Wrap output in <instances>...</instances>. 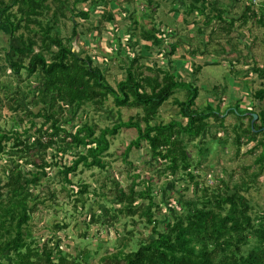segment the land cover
Here are the masks:
<instances>
[{
	"label": "trees",
	"instance_id": "1",
	"mask_svg": "<svg viewBox=\"0 0 264 264\" xmlns=\"http://www.w3.org/2000/svg\"><path fill=\"white\" fill-rule=\"evenodd\" d=\"M112 1L75 0L74 9L83 2L93 4L89 9L78 10L76 15L72 13L69 19L74 24L72 33L64 38L59 24L61 19H68L69 0L0 2V31L9 37L10 45L4 57L5 63L17 82L23 83V73L29 81L37 82L22 95L15 93L9 97V109L13 112L24 110L23 99H31L28 105L39 110L34 113L26 108V116L44 120L34 134L31 130L37 127L36 123L32 121L29 128H23L22 118H15L9 130L0 126V158L17 157L12 161L14 166L4 168L5 179L0 176V264L90 263L91 254H75V248L73 252L64 251L62 241L65 240L68 225L55 223L49 236L44 237L35 234L31 221L46 202L39 189L43 180L50 179L48 169L59 167L61 163L59 174L63 177L65 189L67 185L74 193L73 176L80 167L106 170L104 158L111 147L110 138L116 137L123 129L137 131L136 139L126 149V158L133 148L141 149L143 143H147L152 156L165 166L163 175L169 177L172 189L166 201L159 204L152 177L131 174L128 186H123L114 176L108 177L102 188V197L111 205L110 210H107L106 216L101 210L86 215L84 223L108 227L119 220V215L139 217L152 227L153 237L143 240L134 251L127 252L129 243H125L115 253L102 256L101 264H264V215H252L253 208L243 193L249 191V184L243 182L235 185L234 189L224 184V191L220 188L211 190L210 187L201 189L199 176L192 172L193 159L188 151L189 145L196 140H200V144L204 142L211 119L224 121L227 112V115H237L240 121L248 118L249 125L240 130L243 136L237 132L241 125L233 126L232 131L235 132L239 150L244 144L243 137H247L245 142L253 143L259 135H263V140L259 142L263 150L257 159L261 164L260 172L253 174L254 180H257L264 170V112L257 114L253 108L241 111L239 105L224 112L220 111L221 108L215 110L210 106L204 111L194 108L199 88L193 82L186 83L182 76L174 75L172 57L177 51L174 46H167L165 32L155 27L156 18L152 14L156 13L159 5L154 0L128 1L144 3L142 17L145 22L140 25L136 17H132L134 29L139 28L142 41L151 42L148 51L152 53L154 47L161 49L160 56L165 55L168 68L145 63L146 56L135 49L138 35L130 33V39L124 46L120 43L117 53L125 58L122 64L125 78L112 86L104 71L94 64V58L75 49V42L80 36L77 18L87 21L93 11L99 10L101 16L106 15V20L112 23L116 16L106 10ZM179 1L182 7H186L184 23L188 16L202 17L206 27L212 22H222L227 25L221 27L225 35L233 32L235 21L231 19L229 10L225 11L216 0H188L189 5L186 0ZM171 2L177 4L176 0ZM177 7L172 12H178ZM245 9L242 16L244 23L248 25L256 20L264 28V16L258 18L253 4H246ZM95 30L99 33V27ZM13 40L18 43L17 46L12 44ZM258 73L260 79H264V69L258 70ZM178 89L186 91V100L175 101L186 123L159 121L161 108ZM110 98L119 109L140 110L138 116L128 121L118 119L111 127L102 129L88 120H81L71 130L63 124L65 114L75 121L89 106L103 109ZM254 99L264 102V87L254 93ZM253 113L259 116L254 130L251 126L253 117L249 115ZM222 126L225 127L224 124ZM73 150L76 152L70 164L62 163L64 155ZM49 151L53 152L50 160L47 157ZM202 151V154L209 152L207 149ZM201 167L203 169V165ZM181 171L187 174L195 186V193H200V196L188 200L183 194L176 196L174 186ZM213 178L215 183V176ZM79 188L75 194H79L76 203L84 206L82 196L88 194L89 186L82 184ZM56 197V192L50 194L51 200L55 201ZM157 212L162 213L161 218H157ZM85 236L81 234L82 239Z\"/></svg>",
	"mask_w": 264,
	"mask_h": 264
},
{
	"label": "rangeland",
	"instance_id": "2",
	"mask_svg": "<svg viewBox=\"0 0 264 264\" xmlns=\"http://www.w3.org/2000/svg\"><path fill=\"white\" fill-rule=\"evenodd\" d=\"M130 1L113 0L108 5L106 8L107 12H111L116 16L115 21L112 23L106 20V15L104 16L105 18L102 17L99 10L93 11L87 21H81V19L77 18V21H79L77 31L80 36L75 42V49L79 52L82 51L83 55L93 57L94 64L104 71L107 80L114 87L126 75L122 69L125 58L117 54L121 48V41L123 43L128 42L126 40L128 38L124 37V33L132 34L135 31L138 35L135 39L137 43L135 49L137 51L143 49L141 44H139L140 41L142 43L139 35L140 31L139 28L134 30L133 19L136 17L138 20L142 17V5L144 3L142 1L135 3ZM176 1V5H173L171 0L155 1L158 2L159 7L156 9L157 17L154 23L155 27L161 28L165 32L166 37L169 38L167 39V46H174L176 53H178L177 57L176 54L172 57L174 75L177 77L182 76L186 83L193 82L199 88V97L194 108L204 111L208 106L215 110L220 107L222 112L227 106L224 105L222 109L221 100L231 101L234 99L235 103L239 102L238 105L240 106L243 103L245 104L240 96H247L249 98L247 100L249 103L248 109L253 108V112L257 114L261 111L264 112V103L254 99V93L259 88L264 87V79H260V74L258 73V70L264 69V28L260 27L256 20H253L251 24L247 25L249 26L247 30L251 36H248V34L246 36L242 35L243 33L240 32H235L234 35H225L221 27H226L227 25L222 22H212L209 27H206L203 23L204 18L194 16H188L189 18L186 19L185 23L180 22L176 20L175 15L185 11L186 7H182L179 0ZM233 2L234 0H219L218 3L226 11L228 4ZM263 2V0H245L247 5L253 4V9L258 13V18L264 16ZM74 3L75 0H69L66 11L68 19H61L59 24L62 28L61 35L63 38L70 36L72 33L74 24L69 20L72 17V13L76 15L78 10L89 9L93 4L92 2H83L78 4L77 9H74ZM185 3L189 5L190 1L186 0ZM178 5L179 7H177ZM174 7L178 8V12H172ZM233 12L234 10L230 14H233ZM226 14H229V12ZM96 27H99V33L95 30ZM119 27L122 29L121 31H119ZM212 32L217 33L214 35ZM236 33L239 35L235 36ZM12 44L18 45L15 40L12 41ZM237 44H239L237 48L241 50V58H239L240 55L232 51ZM9 47V37L0 32V126L5 130H9L15 118H22L24 119L23 128H29L32 121L36 123L37 127L31 130L34 134L37 133L36 129L42 127L44 120L27 117L25 109L27 108L37 113L39 108H33L28 105L31 99H23L24 110L19 109L18 112H13L9 109L8 98L15 93H21L22 95L28 87L37 85V82L29 81L25 73H23V83L17 82L5 63L4 57ZM153 49L150 56L146 55L148 58L146 57L144 62L149 65L157 64L161 68L167 69L165 55L160 56L161 49L157 47ZM237 60L250 65L251 69L243 68L238 70L239 68L235 65L233 66V63L238 62ZM236 70L239 71L238 74ZM252 70L254 71V76L248 84L249 81L244 79V74H249ZM235 79H241L244 82L239 87H243L241 90L243 92L242 95L240 92L239 94L232 93L233 90L230 86ZM219 86L224 89L221 93ZM244 90L248 94L244 95ZM176 99L186 100V91L178 89L174 97L163 105L159 121L169 123L176 120L183 124L186 123V120L180 116V109L175 103ZM84 111L79 114L75 121L70 115L65 114L63 116V124L71 130L73 125H78L81 120H88L96 124L99 129H102L111 127L118 119L128 121L132 117H137L140 112V110L133 108H117L114 105L113 98H110L101 110H97L94 106H89ZM227 113L225 118H227ZM243 120L244 122L240 121L237 115L233 114L230 120L225 122L226 127L222 128L225 134L222 133L221 136H218L220 132L218 122L213 119L210 120L211 125L203 137L204 142L202 141V144H200V140H196L195 143L188 147L189 154L193 159L192 172H196L199 176L198 182L201 189L210 187L211 190L220 188V190L224 191V184L234 189L235 185H240L243 182L248 183L250 189L248 192L243 193L253 208L252 215H264V170L260 173L261 175L257 180H254L253 177V174L260 172L261 164L257 162V159L263 150V147L259 144L263 140V135H259L257 141L253 143L245 142L247 137H243L245 139L244 144L240 146L239 150V146L235 142L236 135L232 129L233 126L241 125L240 128L238 127L237 132L243 136L240 130L249 125V119ZM258 124L260 125L259 121ZM136 137V130L123 129L116 137L110 138L111 147L104 158L105 162H107L106 170L80 167L78 173L73 176L74 193L69 190L67 185V189H65L62 181L63 177L59 174L61 163H59V167L48 169L50 179L43 180V186L39 189L46 202L45 205L39 207L31 221V224L35 227V234L47 237L55 223L68 225L69 229L65 233V240L64 242L62 241L64 251L73 252L75 248V254L83 255L84 252H89L92 256L89 264H101L100 256H104L107 253H115L127 242L129 243V248L126 249L128 252L136 250L143 240L152 238V227L147 226L145 221L139 217L119 215V220L113 226L108 227L94 226L91 223L88 224L89 222L84 223V216L98 213L100 210L106 216L105 213L110 210L111 205L102 197V188L109 176H114L123 186L130 184L131 174L141 173L144 176L152 177L154 179L153 189L156 200L159 204L166 201L169 191L172 189V184L168 181L169 177L163 175L165 166L152 156L147 143L144 142L141 149L133 148L128 158L125 156L128 145ZM206 149L209 152L202 154V150L205 151ZM75 152L76 150H73L70 154L64 155L62 163L70 164ZM51 155L53 156V152L49 151L47 154L48 160H50ZM13 157L3 156L0 158V176L3 180L5 179L4 168L14 166L12 161L17 157ZM210 172L216 178L213 185L211 181L206 180L207 173ZM177 178L178 183L174 186L176 196L181 197L180 194H183L187 200L200 196V193H195V186L189 180L187 174L181 171ZM82 184L89 186L88 194L82 196L85 201L84 206L81 203H76L79 194L75 195ZM162 186L164 187L162 188ZM52 192H56L55 201L50 199ZM161 215L162 213L157 212V218H161ZM81 234H86L84 239L81 238ZM71 242L75 243H73L75 247Z\"/></svg>",
	"mask_w": 264,
	"mask_h": 264
},
{
	"label": "crops",
	"instance_id": "3",
	"mask_svg": "<svg viewBox=\"0 0 264 264\" xmlns=\"http://www.w3.org/2000/svg\"><path fill=\"white\" fill-rule=\"evenodd\" d=\"M2 0H0V2H1ZM155 1H157V0H154V2ZM217 2H219V0H216ZM247 1V0H246ZM156 4V3H155ZM245 5H246V3H245V0H239L238 1V3H236V0H234V2L233 3H230V4H228V7H227V9L229 10V12L231 13L232 12V10H234V12H233V14H230V17L235 21V26H236V29H234L233 30V32L230 34V35H234V33L235 32H240V33H243L242 35H245L246 36V34H248V36L250 35L251 36V34H250V32H248V30L247 29H249L248 27L249 26H247L245 23H244V19H243V15H244V11L246 10L245 9ZM155 9L153 8V11H154ZM155 12H156V10H155ZM239 12V13H238ZM180 14H177V15H175L176 16V20H179L180 22H184V18H186V16H185V12L183 11V12H179ZM152 17L153 18H156L157 16H156V13H153L152 14ZM138 21H139V23H140V25H143L144 24V22H145V20H144V18L143 17H141V18H139L138 19ZM249 24V23H248ZM120 28V27H119ZM141 29V28H140ZM211 29H213V28H211ZM122 29L120 28V30L119 31H121ZM135 30V29H134ZM1 32V31H0ZM134 33H136L135 31H134ZM141 33V32H140ZM130 33H124V37L125 38H128L130 35H129ZM239 34H235V36H238ZM130 38H128V39H126V40H129ZM143 43V44H142ZM142 43H141V41L139 42V44H141V46L143 47V49H140V50H138V51H141L145 56L146 55H151V52L150 51H148L149 50V47L150 46H152V44H151V42H143L142 41ZM239 43V42H238ZM121 44H123V46L126 44V43H123L122 41H121ZM238 45L239 44H237V45H235V47H233L234 48V50H232L235 54H237V55H240V57L239 58H241V50H239L237 47H238ZM148 47V48H147ZM152 49V48H151ZM146 53V54H145ZM177 54L178 53H176V57H177ZM147 58H148V56H146ZM238 62H236V63H233V66L235 65L237 68H239L238 70H241V69H247V68H250L251 69V66L250 65H248V64H246V63H242L241 61H239V60H237ZM150 65H152V64H150ZM237 68H235V69H237ZM238 70H236V73L238 74L239 73V71ZM253 71V70H252ZM250 72L249 74H244V79L245 80H247V81H249L248 82V84L250 83V81H252V79H253V76H254V71L253 72ZM241 73V72H240ZM242 84H244V82L243 81H241V79H239V80H236L235 79V81H234V83L233 84H231V89L233 90L232 91V93L234 92L235 94H239V92L241 93V95H242V93L243 92H241V90H242V88H239V87H241L242 86ZM220 87V93H221V91L222 90H224V89H222L221 88V86H219ZM228 87V86H227ZM226 87V88H227ZM245 88V87H244ZM245 91V90H244ZM246 91L244 92V95H246ZM248 94V93H247ZM225 95V94H224ZM241 98H242V101L243 102H245V104L243 103L242 105H240L239 106V108L241 109V110H243V111H247L248 110V105H249V103L247 102V100L249 99L247 96H240ZM221 98V97H220ZM240 100V99H239ZM222 101V103H221V105H222V109H223V107H224V105H226L227 106V108H225V109H223L224 111L225 110H227V109H229V108H234L236 105H238V103L236 104L235 102L236 101H234V99L233 100H231V101H224V100H221ZM262 103H264V102H262ZM247 107V108H246ZM220 108V107H219ZM218 109V108H217ZM224 111H222V112H224ZM262 112V111H261ZM233 114H230V115H227V118H225L224 119V121H221V122H218V125L220 126V132L218 133V136L219 135H222V133L223 134H225V132L223 131V124H224V126H225V122L226 121H228V120H230V118H231V116H232ZM242 122H244V120H242ZM226 127V126H225ZM72 243V245L74 246V242H71ZM74 243V244H73ZM75 247V246H74ZM86 253H88V254H90L89 252H86ZM93 255V254H92ZM100 257H102V256H100Z\"/></svg>",
	"mask_w": 264,
	"mask_h": 264
},
{
	"label": "water",
	"instance_id": "4",
	"mask_svg": "<svg viewBox=\"0 0 264 264\" xmlns=\"http://www.w3.org/2000/svg\"><path fill=\"white\" fill-rule=\"evenodd\" d=\"M249 115L253 117V120L251 122V126H252V129L254 130L255 122L258 120L259 116L257 114H254V113L253 114H249ZM263 130H264V128H263Z\"/></svg>",
	"mask_w": 264,
	"mask_h": 264
},
{
	"label": "built area",
	"instance_id": "5",
	"mask_svg": "<svg viewBox=\"0 0 264 264\" xmlns=\"http://www.w3.org/2000/svg\"><path fill=\"white\" fill-rule=\"evenodd\" d=\"M168 38V37H167ZM169 39V38H168ZM206 180L207 181H211L212 185L214 183V178H213V173L210 172V173H207V176H206Z\"/></svg>",
	"mask_w": 264,
	"mask_h": 264
}]
</instances>
